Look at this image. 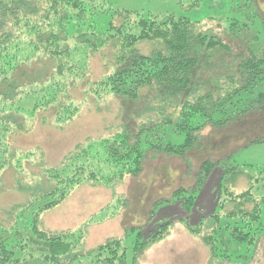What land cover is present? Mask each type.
I'll return each instance as SVG.
<instances>
[{
    "label": "trees",
    "instance_id": "obj_1",
    "mask_svg": "<svg viewBox=\"0 0 264 264\" xmlns=\"http://www.w3.org/2000/svg\"><path fill=\"white\" fill-rule=\"evenodd\" d=\"M233 1L235 14L230 19L229 35L236 40L241 32L249 31L256 32L257 37L245 55L228 68L233 70L220 75L205 71L213 70L218 52L232 54L231 47L199 32L198 23L186 17H147L116 10L112 0H0V174L12 166L14 158L9 136L24 130L26 119L43 120L39 113L64 101L66 108L58 113V123L67 124L78 115L79 107L67 104L69 87L87 77L90 59L105 48L115 49L117 67L94 84V94L143 103L141 114L135 112L137 117L152 113L163 117L160 122L150 120L133 130L123 129L78 146L59 166L42 165L55 186L35 194L27 206L8 213L13 219L10 224L0 223V264H128L125 238L110 239L84 253V231L48 233L41 227L42 217L84 184L112 186L138 177L151 154L185 158L198 147L201 133L208 126H227L264 107V32L253 28L261 14L252 0ZM141 43L158 45V49L142 55L137 49ZM145 90L155 94L148 99L142 95ZM152 99L159 103L151 107ZM167 108L173 109L171 114H166ZM170 126L184 137L182 143H165V130ZM254 145L264 146V139L243 148ZM236 154L226 155L221 161H204L195 184L190 189H177L160 205L181 203L186 213L182 223L210 249V264H251L264 237V170L256 171L253 164L240 168ZM219 166L225 173L217 208L192 227L189 217L198 195ZM239 171L247 173L250 180L242 193L229 186V177ZM250 204L254 207L247 211ZM229 205L233 208L226 211ZM173 225L162 224L149 238L134 229L137 236L132 264H139L144 252L167 238Z\"/></svg>",
    "mask_w": 264,
    "mask_h": 264
},
{
    "label": "rangeland",
    "instance_id": "obj_2",
    "mask_svg": "<svg viewBox=\"0 0 264 264\" xmlns=\"http://www.w3.org/2000/svg\"><path fill=\"white\" fill-rule=\"evenodd\" d=\"M233 2V0H112V5L116 10L132 11L147 17L151 14H173L198 23L199 32L219 38L232 49L230 55L218 52L213 62V70L205 71L223 75L233 70L228 68L237 61L236 59L245 55L248 45L257 37L256 32L249 31L241 32V38L237 36L236 40L229 35L230 19L235 14L232 10ZM252 2L261 14V18H256L253 28L259 33L264 32V2L259 0ZM137 49L142 55H150L158 49V45L141 43ZM42 62H49V59ZM53 65L54 62H50V69ZM88 67L87 77L79 79L76 85L69 87L70 99L67 104L70 105L72 102V105L79 107L78 115L72 121L67 124H59L57 121L58 113L66 108L64 101L60 106L59 103L54 104L50 110L38 114V117L47 119V122H43L44 119H26L24 130L10 134L8 145L14 153L12 166H8L0 174L2 225L13 221L8 213L27 206L35 194L48 192L54 188V182L45 174L42 165L48 168L59 166L78 146L111 137L123 129L133 130L136 125L149 123L150 120L154 123L160 122L163 118L155 113L137 117L135 112L141 114L139 110H142L143 103L133 104L111 94L105 96L94 94V84L112 74L117 67L113 46L94 54ZM154 94L155 92L145 90L142 95L150 99ZM155 103L159 101L152 99L150 106L153 107ZM24 108L27 112V107ZM172 110L167 108L166 114H171ZM172 128L170 126L165 130V143H182L184 137L177 132L174 133ZM256 139H264V107L253 111L245 118L236 119L227 126L217 128L208 126L201 133L198 147L185 158L151 154L145 162L143 173L138 177H128L112 186L104 183L80 186L63 204L43 215L41 227L48 233L84 231L82 244L84 253L94 251L110 239L125 238L129 248L128 264H132L133 247L137 236V232L133 230L138 229L144 238H149L162 224L172 222L174 225L171 236L144 252L139 258V264H206L208 258V262L210 261L212 253L207 248L202 252L194 246L197 240L191 236L189 230L187 231L186 224L182 223L186 213L181 203L160 206L163 203L161 201L171 198L177 189H190L197 181L202 163L208 159L221 161L224 156L237 153L235 157L240 168L253 164L256 171L264 170V146L243 148ZM224 173L222 166L215 168L212 172L213 179H219L221 175L222 180ZM212 174L204 186L208 181L210 183ZM216 174L219 176L214 177ZM229 178V186L233 187L235 192L242 193L248 189L250 180L247 173L239 171ZM219 182L218 185H221V181ZM218 191L215 200H218ZM202 192L199 193L198 199L201 198ZM262 195L263 190L258 195L259 199ZM196 206L198 204L192 211L193 215L197 214L200 219L206 216L207 213L202 211L200 205ZM253 207L254 205L250 204L247 211H251ZM232 208L233 206L229 205L226 211ZM251 264H264V237Z\"/></svg>",
    "mask_w": 264,
    "mask_h": 264
},
{
    "label": "crops",
    "instance_id": "obj_3",
    "mask_svg": "<svg viewBox=\"0 0 264 264\" xmlns=\"http://www.w3.org/2000/svg\"><path fill=\"white\" fill-rule=\"evenodd\" d=\"M214 174V173H213ZM213 174H212V177H210L207 185H205L202 189V196L200 199H197V202L196 204H198V206L200 205L202 211L204 213H207L206 216H204L203 218H208L210 217L212 214H214L216 208H217V200H215V198L217 197V191L218 189H220V184L218 185V183H220L219 181H221V175L219 176L218 174L214 175V177H218L219 176V179H216L214 180L213 179ZM213 182V184H211ZM217 182V183H216ZM204 193V194H203ZM196 206V207H198ZM204 207V208H202ZM196 210V209H195ZM206 212H205V211ZM190 222H191V226L192 227H197L199 225V223L201 222V220L203 218L200 219L199 216H197V214H194L193 213L190 215ZM187 231L189 230L188 228H186ZM191 236L197 240L196 241V245H194L195 247L199 248L202 252H204L207 248V250L210 251V249L207 247V245L201 240V238L195 234H193L192 232L188 231ZM171 236V234L167 237L169 238ZM166 239V238H165ZM164 239V241H165ZM163 241V240H162ZM205 246V247H204ZM209 259V258H208ZM208 259L207 261L205 262L206 264H210V261H211V256H210V261L208 262Z\"/></svg>",
    "mask_w": 264,
    "mask_h": 264
}]
</instances>
